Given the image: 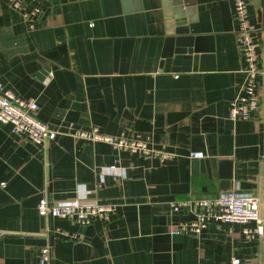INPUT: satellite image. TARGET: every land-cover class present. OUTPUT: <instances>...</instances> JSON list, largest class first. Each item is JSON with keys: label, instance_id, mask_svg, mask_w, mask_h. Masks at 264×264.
<instances>
[{"label": "crops", "instance_id": "obj_1", "mask_svg": "<svg viewBox=\"0 0 264 264\" xmlns=\"http://www.w3.org/2000/svg\"><path fill=\"white\" fill-rule=\"evenodd\" d=\"M21 2L0 0V82L34 98L37 117L57 133L40 145L0 120V264H38L47 241L52 264H264V234L245 232L256 220L211 222L192 234L177 227L198 208L171 207L235 189L261 196L264 221V17L253 0L261 104L236 121L230 102L245 59L235 0L184 1L202 49L166 56L174 0ZM92 126L139 134L172 156L67 132ZM75 195L113 210L88 223L38 213L43 196Z\"/></svg>", "mask_w": 264, "mask_h": 264}, {"label": "built area", "instance_id": "obj_2", "mask_svg": "<svg viewBox=\"0 0 264 264\" xmlns=\"http://www.w3.org/2000/svg\"><path fill=\"white\" fill-rule=\"evenodd\" d=\"M13 6L21 7V0H10ZM235 16L239 22L237 39L245 59L244 80L239 91L230 102L229 117L232 120L248 118L261 104V92L258 76L261 73L258 48L261 44L253 31L250 22L248 0H235ZM51 77L45 78L47 82ZM38 103L34 98H24L17 95L0 82V120L10 122L12 130L23 138L44 145L53 139L56 129L49 127L37 117ZM72 136L85 140H100L118 148L143 155L157 156L166 160L172 153L164 149L151 146L147 139L139 134H110L101 132L97 126L90 128H75L67 131ZM194 157L204 155L202 150L191 152ZM261 196L254 192L229 190L220 192L216 196H204L175 200L171 202L174 211L182 209H197V216L190 221H182L177 229L186 233L198 234L211 222H248L256 220L255 228H245L248 234H264V221L261 216ZM113 204L101 203L96 198L86 195H75L70 198L51 202L45 196L37 203L38 213L41 215L62 216L79 223H88L94 216L107 218L113 210ZM239 259H236V261ZM38 264H52V248L49 241L40 247Z\"/></svg>", "mask_w": 264, "mask_h": 264}, {"label": "water", "instance_id": "obj_3", "mask_svg": "<svg viewBox=\"0 0 264 264\" xmlns=\"http://www.w3.org/2000/svg\"><path fill=\"white\" fill-rule=\"evenodd\" d=\"M187 0H174L169 16L171 21V34L167 38L166 49L164 55L172 54L173 52H185L188 50H201L203 35H196L190 32L189 22L186 20L185 10ZM258 12L264 17V0H253ZM214 51V47L210 48Z\"/></svg>", "mask_w": 264, "mask_h": 264}]
</instances>
